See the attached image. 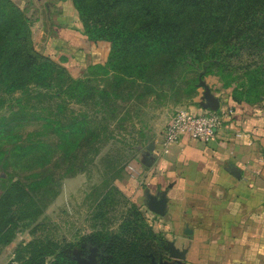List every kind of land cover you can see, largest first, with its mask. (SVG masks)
<instances>
[{
	"label": "rangeland",
	"instance_id": "1",
	"mask_svg": "<svg viewBox=\"0 0 264 264\" xmlns=\"http://www.w3.org/2000/svg\"><path fill=\"white\" fill-rule=\"evenodd\" d=\"M153 1L162 16L165 0ZM140 2L130 7L133 18L128 20V34L135 37V43L117 49L109 67H90L86 74L77 75L51 59L60 72L53 89H39L49 93L43 97L36 94L33 83L15 91L0 84V124L18 117L12 131L14 143L2 146L9 148L5 154H1L0 145V264H52L57 256L70 257L75 264L90 260L101 264L100 246L90 238L122 233L134 208L144 215L133 199L135 179L140 181L146 167L156 161L176 110L204 101L205 86L214 96L231 92L249 103L264 98H256L264 93L261 53L250 56V50L242 55L233 51V56L225 59L224 55L211 73L183 63L172 66L180 43L192 41V13L182 11L178 17L172 13L166 22L174 28L169 40L152 49L148 39H139L146 35L144 28L166 18H148L138 7L148 0ZM228 7L219 38L208 45L214 52L221 50L225 42L221 36H227L233 27L231 17L236 11L230 13L231 5ZM0 10L12 13L7 0H0ZM22 19L15 18L11 24L12 33L19 31L17 46L25 56L33 54L31 61L36 57L42 61L45 54L38 37L34 40L39 28L31 18L26 27ZM259 28L264 36V24ZM170 44L173 48H168ZM57 120L62 125L55 123ZM74 122H80L85 130L77 134L71 128ZM61 126H68V139H63ZM38 142L49 150L48 160L41 162L44 166H38L36 152L27 161L10 158V148L15 145H32L37 151ZM13 182H19L23 193L5 196ZM165 257L166 252L159 256Z\"/></svg>",
	"mask_w": 264,
	"mask_h": 264
},
{
	"label": "crops",
	"instance_id": "2",
	"mask_svg": "<svg viewBox=\"0 0 264 264\" xmlns=\"http://www.w3.org/2000/svg\"><path fill=\"white\" fill-rule=\"evenodd\" d=\"M14 1L39 28L41 51L71 72L108 62L111 42L88 38L72 0ZM215 94L235 110L217 138L186 136L135 179L134 202L171 249L153 264H264V98ZM201 100L183 108L206 112Z\"/></svg>",
	"mask_w": 264,
	"mask_h": 264
},
{
	"label": "trees",
	"instance_id": "3",
	"mask_svg": "<svg viewBox=\"0 0 264 264\" xmlns=\"http://www.w3.org/2000/svg\"><path fill=\"white\" fill-rule=\"evenodd\" d=\"M7 2L12 13L8 14L0 10V84L4 83L10 86L9 91H15L33 83L39 97H43V94L49 95L47 92L54 88L53 83L60 72L57 69V64L46 55L42 56L44 57L42 61H39L36 56L31 61L30 58L33 57L31 53L28 54L29 56L24 55L23 49L17 46L21 41L18 38L19 31L12 33L11 24L15 18L22 17V22L25 25L31 23V20L14 0H7ZM72 2L79 13L88 38L94 41L107 40L112 44L108 62L105 65H93L92 68L109 67L117 49L122 45L135 43V37L131 38L128 34L130 25L128 20L133 18L130 7L136 3L141 4L140 0H72ZM165 2L166 6L162 16H160L157 4L153 0L138 5L148 18H166L162 22H155L151 27L144 28L146 30L143 34L146 35L142 36L139 41L148 39L152 49L159 44H165L170 38V32L174 31V28L166 25V22H169L167 18H171L174 12L177 17L182 11L187 14L192 13L190 18L192 41L190 44L180 43L178 56L175 61L173 60L174 63L171 62L172 66L183 63L199 70L207 68L208 73H211L215 65L218 66L222 63L223 56L226 55L225 59H227L233 56L231 54L233 51L237 53L236 55H242L243 51L250 50V56L259 55V53L264 56V36L259 28V25L264 24V0H165ZM227 3L231 5L230 13L236 11L231 17L233 20L230 25L233 27L228 30L227 36H221V39L225 41L221 50L214 52L208 45L219 38L221 26L224 24L222 20L227 18L229 13ZM237 18H240V21ZM23 27L24 25L21 26V29H24ZM255 28L258 30L255 31ZM28 36H30V30L29 34L25 35L27 38ZM168 48H173V46L170 44ZM198 65L199 67H197ZM60 67L66 68L64 65ZM255 70H262V68ZM193 85H195L194 80ZM39 89L47 92L43 93ZM258 94L257 100L264 95V93ZM232 97L235 100L244 101L240 97L234 96L233 93ZM17 119L18 117L13 119L14 122L11 120L6 124H0L1 154H5L9 150V148L2 149V146L7 144V147H11L8 145L14 143L11 141L14 133L12 131L17 126ZM55 123L62 125L61 120H57ZM67 128L68 126H61L59 129L63 139H68L65 131ZM71 128H75L77 134L85 130L80 122H74ZM72 135L77 138L76 134ZM37 144L35 146L38 147L37 151L33 149L32 145L22 147L15 145L10 148V158L17 157L27 161L31 160L36 152L35 159L39 162L38 166H44L45 164L41 162L48 160L49 150L43 142ZM57 148L61 151L60 147ZM55 155L58 156V152ZM54 157H50V159H54ZM17 192L23 193V187L19 182H13L4 194L12 197ZM122 229V233L114 236H92L90 238L95 245L100 246L101 264H153V257L159 258L163 252H166L167 255L168 248L164 236L154 229L139 209L134 208L130 212ZM52 264H75V262L70 257L57 256Z\"/></svg>",
	"mask_w": 264,
	"mask_h": 264
},
{
	"label": "built area",
	"instance_id": "4",
	"mask_svg": "<svg viewBox=\"0 0 264 264\" xmlns=\"http://www.w3.org/2000/svg\"><path fill=\"white\" fill-rule=\"evenodd\" d=\"M234 113V108L225 100L220 102L218 110L203 113L178 109L166 126L162 149L167 151L186 136L206 142L214 140L220 129L231 122Z\"/></svg>",
	"mask_w": 264,
	"mask_h": 264
},
{
	"label": "water",
	"instance_id": "5",
	"mask_svg": "<svg viewBox=\"0 0 264 264\" xmlns=\"http://www.w3.org/2000/svg\"><path fill=\"white\" fill-rule=\"evenodd\" d=\"M206 91L204 93V101L202 102V105L206 109L210 110H218L220 106V100L216 96H214L211 91L208 89L207 86ZM169 251L171 250L168 246ZM80 264H95L94 260L86 261V262H80Z\"/></svg>",
	"mask_w": 264,
	"mask_h": 264
}]
</instances>
